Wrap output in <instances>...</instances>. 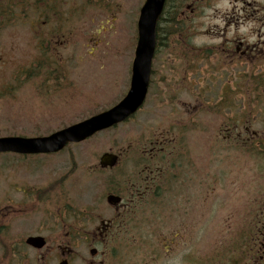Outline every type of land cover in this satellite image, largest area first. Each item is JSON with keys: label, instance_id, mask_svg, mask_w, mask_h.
Listing matches in <instances>:
<instances>
[{"label": "flooded vegetation", "instance_id": "flooded-vegetation-1", "mask_svg": "<svg viewBox=\"0 0 264 264\" xmlns=\"http://www.w3.org/2000/svg\"><path fill=\"white\" fill-rule=\"evenodd\" d=\"M123 2L0 0V65L7 27L11 51L31 53L24 64L15 57L10 63L39 70L43 80L50 76L61 84L67 69L80 68L79 49L94 55L98 32L119 17ZM260 6L251 18L259 24L252 30L254 43L239 29H228L231 20L216 31L191 29L194 17L189 15L185 31L164 32L158 25L144 104L159 73V95L164 94L159 108H164L160 111L167 122L148 130L147 136L142 133V141L110 148L118 156L117 164L104 167L100 160L85 175L86 186L93 182L91 187L101 195L76 207L73 221H66L68 210L58 203L64 195L60 183L54 188L58 202L50 206L60 217L51 225L43 223L39 232L18 233L12 224L16 212L33 206L0 207V264H209L219 256L220 264H264V5ZM132 75L133 63L128 85ZM239 152H249L258 161L251 196L243 206L242 223L217 219V247L210 256L205 240L208 199L216 196L226 174L230 160L225 154L235 157ZM110 196L116 199L110 201ZM102 208L110 215L96 212ZM226 223L237 227L240 235L235 240L239 245L225 258ZM31 237L43 238L45 246L29 244Z\"/></svg>", "mask_w": 264, "mask_h": 264}, {"label": "rangeland", "instance_id": "rangeland-1", "mask_svg": "<svg viewBox=\"0 0 264 264\" xmlns=\"http://www.w3.org/2000/svg\"><path fill=\"white\" fill-rule=\"evenodd\" d=\"M144 2L145 0H124L119 17L112 23H107L106 27L98 32L94 55H87L79 49L77 54L81 62L80 68L67 69L68 75L65 81L60 82L61 84L53 81L50 76L48 80H43L39 70H24L25 66H15L10 63L15 57L17 62L20 58V63L24 64L31 53L11 51L9 30L7 27L3 28L0 65V137L48 136L107 110L121 101L127 95L125 87L129 83V71L135 59L138 20ZM219 2L220 0H167L159 28L164 32L176 29L185 31L190 25L186 18L189 15L194 17L191 29L198 31L225 29L228 20L233 24L228 26V29H239L252 20L255 8L264 5L261 0H230L232 8L221 12L219 8H215ZM237 4L241 7L237 8ZM206 9H213L210 16L207 15ZM239 17H241L239 24H236ZM216 19H220L222 23L208 22ZM73 53L74 48H71L70 54ZM64 56L66 57L67 54L64 53ZM4 61L7 63L3 64ZM158 78L159 73L154 78L155 82L151 84L153 88L150 89L146 103L138 113L82 143H72L54 154H0V207L10 205L34 207L33 210L16 212V217L12 221L15 231L34 234L43 230V223L51 225L60 217L50 208L53 206L52 202L53 204L58 202L54 188L59 183L64 187V195L58 203L66 206L68 210L66 221L69 222L73 221V214L78 210L76 207L87 205L94 197L101 195L98 188L91 187L93 182H90V186H86L83 180H86V174L91 173L92 167L99 164L102 155L119 144L142 141V133L146 132L147 136L148 130L157 129L162 121L168 120V117L164 118L163 112L160 111L164 108H159L161 96L164 94L159 95L161 82ZM130 85H128L129 89ZM224 159L235 162V165L226 161V174L217 187L216 196L208 199L209 223L205 240L208 243L210 256L214 255L217 247L218 220L223 217V221L229 223L244 221L243 206L248 205L255 173L254 166L255 163L258 164L257 159L249 152H239L235 157L225 154ZM231 168L235 171L232 169L228 172ZM88 179L92 181L96 178ZM234 190L238 192L233 194ZM235 208L240 212H235ZM54 211L57 212V209ZM100 211L110 215L106 208L98 209L96 212ZM229 223L224 225L225 248L229 250L224 252L225 258L233 254L234 247L239 245L235 240L240 232L237 227L230 228ZM142 228L147 230L152 226L142 225ZM210 260L209 264L221 263L220 256L216 260Z\"/></svg>", "mask_w": 264, "mask_h": 264}, {"label": "water", "instance_id": "water-1", "mask_svg": "<svg viewBox=\"0 0 264 264\" xmlns=\"http://www.w3.org/2000/svg\"><path fill=\"white\" fill-rule=\"evenodd\" d=\"M166 0H146L141 9L138 22V44L133 64L131 88L127 96L111 109L86 120L56 131L48 136L0 137V153L44 154L56 153L63 150L69 143L82 142L99 131L115 126L131 115L144 104L150 84L152 62L156 49L158 20L163 12ZM118 156L105 153L101 158V165L114 166ZM110 201L116 199L109 197ZM28 243L37 248L45 246L41 237H31Z\"/></svg>", "mask_w": 264, "mask_h": 264}, {"label": "clouds", "instance_id": "clouds-1", "mask_svg": "<svg viewBox=\"0 0 264 264\" xmlns=\"http://www.w3.org/2000/svg\"><path fill=\"white\" fill-rule=\"evenodd\" d=\"M261 2L264 3V0H261ZM232 6L233 5L230 2V0H220V2L215 5V8H219L221 10V12H224V11H229L232 8ZM236 6H237V8L241 7L240 4H237ZM212 10L213 9H206L205 10L208 16L211 15ZM208 22L217 23V24L222 23V21L220 19H216L214 21H208ZM257 27H259V24L256 21L251 20V21H248L245 25H242L239 28V32L241 34H245L250 43H254L256 41L257 37L252 30L257 28ZM262 31H264V29H262ZM197 42H199V40H197ZM216 42H218V41H216Z\"/></svg>", "mask_w": 264, "mask_h": 264}]
</instances>
